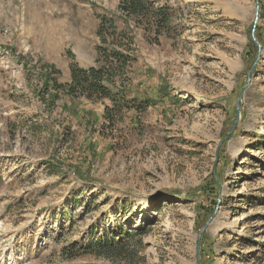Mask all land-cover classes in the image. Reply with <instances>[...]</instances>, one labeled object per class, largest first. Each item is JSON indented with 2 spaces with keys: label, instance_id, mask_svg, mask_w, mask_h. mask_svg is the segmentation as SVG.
<instances>
[{
  "label": "rangeland",
  "instance_id": "rangeland-1",
  "mask_svg": "<svg viewBox=\"0 0 264 264\" xmlns=\"http://www.w3.org/2000/svg\"><path fill=\"white\" fill-rule=\"evenodd\" d=\"M155 1L174 13L157 39L121 0H0V264H198V246L264 264V0L240 102L256 0ZM102 14L131 31L128 90L150 103L113 127L46 87L50 65L67 83L95 64ZM106 239L121 255L87 248Z\"/></svg>",
  "mask_w": 264,
  "mask_h": 264
},
{
  "label": "trees",
  "instance_id": "trees-1",
  "mask_svg": "<svg viewBox=\"0 0 264 264\" xmlns=\"http://www.w3.org/2000/svg\"><path fill=\"white\" fill-rule=\"evenodd\" d=\"M118 10L123 13L126 22L134 20L137 27L155 36L170 33L173 22V8L169 4H158L155 0H121ZM97 34L100 44L97 46L98 57L94 65L81 66L79 63L70 65V80L61 83L54 78L61 73L54 65L46 70V87L63 90L72 98L85 97L90 101H100L105 105L104 117L107 127H113L118 119H124L130 111H136V117L150 105L149 100L131 96L128 90L129 78L125 76L132 67L135 56L131 48V31L120 30L113 16L102 14ZM256 34L261 40L258 33ZM262 41V40H261ZM263 43V42H262ZM254 47V44H252ZM139 234V231L132 232ZM121 240H99L94 246L87 247L99 255H121ZM86 249V250H88Z\"/></svg>",
  "mask_w": 264,
  "mask_h": 264
},
{
  "label": "water",
  "instance_id": "water-1",
  "mask_svg": "<svg viewBox=\"0 0 264 264\" xmlns=\"http://www.w3.org/2000/svg\"><path fill=\"white\" fill-rule=\"evenodd\" d=\"M256 2H257L256 17H255V24H254L253 29H252V39L255 42V44L257 45V47H258V56H257V59L255 60L253 66L251 67V69H250V71L248 73V81H247V84L240 91V94H239V97H238V102H240L242 100L246 88L250 85L251 80H252V75L254 74L253 73L254 72V69L256 67V64H257L258 60L261 58V54H262V44L259 41V39L257 38L256 33H255L256 32V23H257V21L259 19V16H260V3H259V0H256ZM239 119H240V114H239V112H237V118H236V122H235L233 128L231 129V131L229 132V134L221 141V143L223 141H225L229 137L230 133L234 132V130H235L236 126H237V123H238ZM210 220H211V218L204 224V226H203V228H202V230L200 232V237L202 236L203 231L209 225ZM197 260H198V264H200V247L199 246H198V249H197Z\"/></svg>",
  "mask_w": 264,
  "mask_h": 264
}]
</instances>
